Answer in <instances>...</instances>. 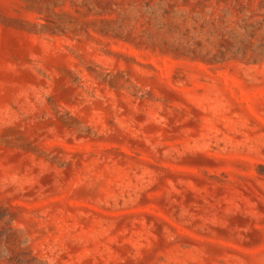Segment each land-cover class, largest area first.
I'll use <instances>...</instances> for the list:
<instances>
[{"label":"rangeland","instance_id":"1","mask_svg":"<svg viewBox=\"0 0 264 264\" xmlns=\"http://www.w3.org/2000/svg\"><path fill=\"white\" fill-rule=\"evenodd\" d=\"M0 264H264V0H0Z\"/></svg>","mask_w":264,"mask_h":264}]
</instances>
